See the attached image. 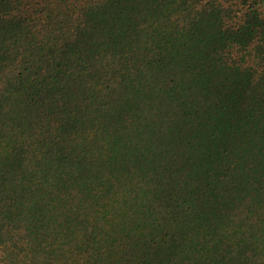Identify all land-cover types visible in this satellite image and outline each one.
Segmentation results:
<instances>
[{"label":"trees","instance_id":"trees-1","mask_svg":"<svg viewBox=\"0 0 264 264\" xmlns=\"http://www.w3.org/2000/svg\"><path fill=\"white\" fill-rule=\"evenodd\" d=\"M0 264H264V0H0Z\"/></svg>","mask_w":264,"mask_h":264}]
</instances>
